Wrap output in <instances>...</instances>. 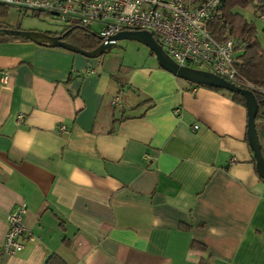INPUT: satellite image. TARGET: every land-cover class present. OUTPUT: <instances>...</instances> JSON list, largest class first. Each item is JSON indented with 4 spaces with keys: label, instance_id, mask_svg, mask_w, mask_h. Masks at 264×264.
Returning a JSON list of instances; mask_svg holds the SVG:
<instances>
[{
    "label": "crops",
    "instance_id": "1",
    "mask_svg": "<svg viewBox=\"0 0 264 264\" xmlns=\"http://www.w3.org/2000/svg\"><path fill=\"white\" fill-rule=\"evenodd\" d=\"M4 72L0 246L22 204L27 232L0 264H264V181L229 91L155 56L123 65L19 37L0 39Z\"/></svg>",
    "mask_w": 264,
    "mask_h": 264
},
{
    "label": "built area",
    "instance_id": "2",
    "mask_svg": "<svg viewBox=\"0 0 264 264\" xmlns=\"http://www.w3.org/2000/svg\"><path fill=\"white\" fill-rule=\"evenodd\" d=\"M225 0H0V5L31 15L56 17L63 30L80 25L96 34L102 42L123 31H148L167 56L177 65L208 72L236 86L264 96V87L246 80L237 69L241 38L217 39L211 29L222 20ZM264 18V17H263ZM97 25L98 29L94 28ZM93 72V70H89ZM4 72L1 83H7ZM115 105L118 100L113 102ZM176 113L178 109L174 110ZM23 114L17 115L20 122ZM64 130V126L59 127ZM235 159L233 158L232 161ZM24 204L6 215L8 229L0 246L1 255H15L23 248L21 237L27 232L23 223Z\"/></svg>",
    "mask_w": 264,
    "mask_h": 264
},
{
    "label": "trees",
    "instance_id": "3",
    "mask_svg": "<svg viewBox=\"0 0 264 264\" xmlns=\"http://www.w3.org/2000/svg\"><path fill=\"white\" fill-rule=\"evenodd\" d=\"M194 2H202L203 0H193ZM256 2H259L257 4ZM254 3L258 5V9L263 12L264 0H225L222 7V20L228 25L226 28L224 25L219 24V21L214 22L211 25L212 32L217 39H226L228 36L234 38H241L242 42L239 45L241 53L238 55L237 69L241 75L248 81L264 87V51L261 49L259 43L256 41L255 28L253 24L248 23L241 15L234 12L236 6L245 7L248 4ZM8 7L0 5V16L6 14ZM4 23H0V28H9ZM18 28V27H15ZM47 33V32H45ZM49 35L60 34L63 36V40L76 45L77 47L92 51L98 48L101 44L99 37L90 32L88 28L74 25L70 28H66L58 33H47ZM17 38L15 36L0 35V39ZM20 38V37H19ZM102 54H99L101 56ZM154 55V54H152ZM213 89H221L211 86H204ZM232 100L245 106V100L239 93H229ZM258 100L257 111L255 114L256 128H264V96L255 95ZM114 123V121H113ZM255 164V160L253 159ZM258 173V172H257ZM259 175V174H258ZM264 181V179L259 175ZM185 228H188L185 226ZM191 249H198L206 251V247L196 241L190 243ZM209 257L202 258L197 264H209ZM43 264H67L59 255L51 253L47 256Z\"/></svg>",
    "mask_w": 264,
    "mask_h": 264
},
{
    "label": "water",
    "instance_id": "4",
    "mask_svg": "<svg viewBox=\"0 0 264 264\" xmlns=\"http://www.w3.org/2000/svg\"><path fill=\"white\" fill-rule=\"evenodd\" d=\"M0 35L15 36L20 38L29 39L38 44H43L51 47H61L67 50L80 53L87 57H98L109 51L115 46L116 41L119 39H132L145 44L155 55L158 64L165 70L171 72L175 76L182 78L188 82L195 83L203 86H211L221 88L233 93H239L244 97L245 108L247 112V130L246 136L248 145L252 151L255 160V167L258 174L264 179V154L258 138L257 128L255 125V114L257 111L258 100L255 94L248 89L236 86L225 79L210 74L208 72L186 68L177 65L169 56L165 54L161 46L158 44L153 35L148 31H123L115 34L110 38L109 42H102L98 48L92 51L83 50L76 45L68 43L63 40L60 34L49 35L42 31L37 30H23L18 28H0Z\"/></svg>",
    "mask_w": 264,
    "mask_h": 264
},
{
    "label": "rangeland",
    "instance_id": "5",
    "mask_svg": "<svg viewBox=\"0 0 264 264\" xmlns=\"http://www.w3.org/2000/svg\"><path fill=\"white\" fill-rule=\"evenodd\" d=\"M260 5L259 2H256ZM254 3L248 4L245 7L236 6L234 12L241 15L248 23L253 24L255 28L256 41L259 43L261 49L264 51V16L263 12L260 11ZM4 18L0 23L6 22L9 25L18 27V29L23 30H37L47 33H58L63 30L64 24L60 22L56 17L49 14H38L31 15L30 13L24 14L18 12L14 8H8L6 14L1 15L0 19ZM94 28L98 29L95 25ZM241 51L239 52L240 55ZM110 55L111 57L116 56L121 60L123 65H140L143 63H148L150 58H153L154 54L145 44L137 40L132 39H119L116 41L115 46H113L108 52L103 54ZM95 57L92 59H101V57ZM156 58V57H155Z\"/></svg>",
    "mask_w": 264,
    "mask_h": 264
}]
</instances>
